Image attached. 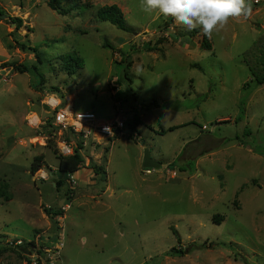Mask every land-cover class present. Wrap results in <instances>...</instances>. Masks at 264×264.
Listing matches in <instances>:
<instances>
[{
    "label": "rangeland",
    "instance_id": "obj_1",
    "mask_svg": "<svg viewBox=\"0 0 264 264\" xmlns=\"http://www.w3.org/2000/svg\"><path fill=\"white\" fill-rule=\"evenodd\" d=\"M60 1L66 15L0 0V264H25L13 243L38 235L59 236V264H264V0L206 37L210 50L200 29L140 0ZM106 5L127 31L97 19ZM53 97L140 124L88 141L71 180L58 172ZM145 149L159 168L142 167ZM40 155L47 180L30 171Z\"/></svg>",
    "mask_w": 264,
    "mask_h": 264
},
{
    "label": "built area",
    "instance_id": "obj_2",
    "mask_svg": "<svg viewBox=\"0 0 264 264\" xmlns=\"http://www.w3.org/2000/svg\"><path fill=\"white\" fill-rule=\"evenodd\" d=\"M253 5L258 4V0L252 1ZM47 107L52 111L51 114V126L56 130L57 140V154L61 157H69L75 153V150L81 152L88 141H101L104 137L115 138L117 136H124L127 134L126 121L116 115L114 118L100 121L97 119L94 112H75L72 110L71 105H65L62 107L60 99L53 97L45 102ZM40 121L33 123L32 125L38 126ZM129 129V128H128ZM127 129V130H128ZM98 138L97 140H95ZM150 173L149 170L145 171V174ZM35 178L39 180H47L52 176V171L48 175L45 171L39 170L34 173ZM73 180V175L68 176ZM64 211L69 209L66 205L62 208ZM55 237L41 238L38 235L34 241L23 242L16 241L13 244L26 248L24 251L25 264H59L60 263V250L62 244L55 245ZM43 240V241H42ZM29 243H33L30 246Z\"/></svg>",
    "mask_w": 264,
    "mask_h": 264
},
{
    "label": "clouds",
    "instance_id": "obj_3",
    "mask_svg": "<svg viewBox=\"0 0 264 264\" xmlns=\"http://www.w3.org/2000/svg\"><path fill=\"white\" fill-rule=\"evenodd\" d=\"M140 6L147 13L172 18L188 31L200 29L208 38L231 20H247L253 11L249 0H140Z\"/></svg>",
    "mask_w": 264,
    "mask_h": 264
},
{
    "label": "trees",
    "instance_id": "obj_4",
    "mask_svg": "<svg viewBox=\"0 0 264 264\" xmlns=\"http://www.w3.org/2000/svg\"><path fill=\"white\" fill-rule=\"evenodd\" d=\"M46 5L53 11H55L57 14L60 15H66L68 13V10H66L62 4L60 0H45ZM2 12H0V16H1ZM96 17L97 19L101 20V21H107L109 23H111L112 25L116 26L118 29L123 30V31H127L128 28L125 25L124 22V18H123V14L120 10L119 7H117L116 5H106L103 6L101 8H99L96 12ZM12 23H15V29H19V27L22 25V22L20 19H14L11 18ZM158 43H161L160 41ZM104 46H108L107 43L104 44ZM202 48L204 49H211V46L209 45V43L206 41V37L203 36L202 37V41H201V45ZM19 47H21V49H25L23 44H19ZM28 49L36 56V49L35 48H30L28 47ZM76 61V65L77 68H79V66L82 65V61L81 59L77 58L75 59ZM18 71L19 68H17ZM21 69H23L22 72H27L29 70L28 67L23 66ZM256 85H262L264 84V76L261 77H256L255 79ZM140 124L139 119L137 118L136 115L133 116L131 121L127 122V127L129 128V130L131 131V133L136 132V128L137 126ZM177 127H170L166 130L162 129V133L165 132H172L174 129H176ZM59 164H58V172L60 174H63L64 176H66L68 178L69 175H74L76 174L81 167L82 164V157L80 155V152L75 150V153L72 156L69 157H61L59 156ZM44 165V160H43V156H36L34 157L31 165H30V171L32 174H34L35 172L39 171L42 169ZM97 170H95V174H97ZM64 180L59 179L57 181V184L61 185L63 183ZM3 187V188H2ZM5 184H2L1 188H0V197H4L6 200H8L9 195L6 194L5 192ZM46 212L48 214H51L50 210H46ZM213 219L215 220V217H213ZM218 224H220L221 221H216ZM30 246H33V243H29ZM18 248H21L20 246H18ZM174 251V250H172Z\"/></svg>",
    "mask_w": 264,
    "mask_h": 264
},
{
    "label": "water",
    "instance_id": "obj_5",
    "mask_svg": "<svg viewBox=\"0 0 264 264\" xmlns=\"http://www.w3.org/2000/svg\"><path fill=\"white\" fill-rule=\"evenodd\" d=\"M129 132H130V130L128 129L127 133H129ZM160 166H161V163L154 161L151 158L149 151L147 149H145L144 156H143L142 167L145 168V169H156V168H159Z\"/></svg>",
    "mask_w": 264,
    "mask_h": 264
},
{
    "label": "bare ground",
    "instance_id": "obj_6",
    "mask_svg": "<svg viewBox=\"0 0 264 264\" xmlns=\"http://www.w3.org/2000/svg\"><path fill=\"white\" fill-rule=\"evenodd\" d=\"M32 120H34V118H32ZM35 121V120H34Z\"/></svg>",
    "mask_w": 264,
    "mask_h": 264
},
{
    "label": "crops",
    "instance_id": "obj_7",
    "mask_svg": "<svg viewBox=\"0 0 264 264\" xmlns=\"http://www.w3.org/2000/svg\"><path fill=\"white\" fill-rule=\"evenodd\" d=\"M90 177V175L88 176V178Z\"/></svg>",
    "mask_w": 264,
    "mask_h": 264
}]
</instances>
